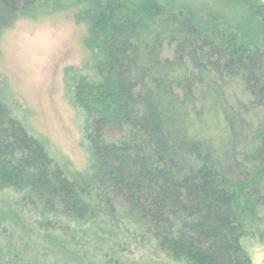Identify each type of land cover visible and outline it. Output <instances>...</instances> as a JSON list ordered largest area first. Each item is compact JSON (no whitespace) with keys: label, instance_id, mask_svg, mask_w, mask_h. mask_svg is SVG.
Segmentation results:
<instances>
[{"label":"trees","instance_id":"obj_1","mask_svg":"<svg viewBox=\"0 0 264 264\" xmlns=\"http://www.w3.org/2000/svg\"><path fill=\"white\" fill-rule=\"evenodd\" d=\"M35 1L0 0V36ZM234 1L74 0L103 54L100 82L77 88L88 169L55 163L0 100V188L23 191L48 229H124L99 259L55 248L50 264H127V241L182 264H250L240 238L264 237V0Z\"/></svg>","mask_w":264,"mask_h":264},{"label":"rangeland","instance_id":"obj_2","mask_svg":"<svg viewBox=\"0 0 264 264\" xmlns=\"http://www.w3.org/2000/svg\"><path fill=\"white\" fill-rule=\"evenodd\" d=\"M159 1L164 4L169 0ZM183 1L195 8L202 4L223 8L226 3L233 9L238 7L234 0ZM80 9L74 0H36L3 30L0 100L45 146L55 163H70L84 170L91 166L87 134L92 122L80 105L77 88L83 82H100L97 67L103 54L101 45L91 38L88 24L78 16ZM238 14L236 8L235 16ZM119 136L116 129L106 133L109 139ZM23 194L14 186L0 188V257L5 256L10 263L50 264L54 255L45 258L44 253L55 248L68 256L73 254L74 259L84 254L99 259L100 254L115 250L122 239L119 233L124 229L103 217L96 222L69 219L68 227L48 229L44 217L19 206ZM240 244L250 264H264V237L243 235ZM126 247L123 258L127 264H182L151 244L141 247L127 241Z\"/></svg>","mask_w":264,"mask_h":264}]
</instances>
